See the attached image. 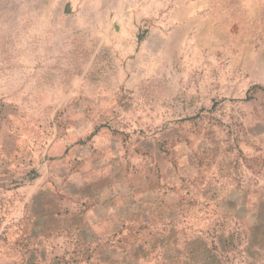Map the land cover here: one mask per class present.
<instances>
[{"label":"rangeland","instance_id":"obj_1","mask_svg":"<svg viewBox=\"0 0 264 264\" xmlns=\"http://www.w3.org/2000/svg\"><path fill=\"white\" fill-rule=\"evenodd\" d=\"M261 141L264 0H0V264H264V182L229 180ZM142 189L177 228L135 221Z\"/></svg>","mask_w":264,"mask_h":264},{"label":"crops","instance_id":"obj_2","mask_svg":"<svg viewBox=\"0 0 264 264\" xmlns=\"http://www.w3.org/2000/svg\"><path fill=\"white\" fill-rule=\"evenodd\" d=\"M126 13L127 14L124 16L123 21L118 23L117 25H115V29L117 31L118 42L120 44H123V46H124V52L129 54V55H135L137 53V50H138V45L142 43L143 35L141 33H143L146 29L150 30L153 27H152L150 21H147V23H146L147 26H144L143 24H141L139 19H137L138 18L137 15H135L133 13L131 14L130 10L126 11ZM167 22H168V19H167ZM187 24H188V22L185 21V17L179 21V25H181L182 28H187ZM168 25L169 24L167 23V27H168ZM169 36L170 35H166L167 41H168V38H170ZM172 41H173V37H172ZM260 144L261 145L258 144L257 146H255L259 149L258 153H255L252 156L253 161H256L257 165L260 166V167H257L259 172H257V174H255L254 176L246 175L244 178H242V176H239L237 173L238 172V170H237L238 162L240 165L241 164L246 165L249 163L248 157H250V156L248 155V153H246L245 157H244V155H238L237 151L230 153L231 154L230 155L231 167L229 170V175H230L229 180H230L231 186H234V188H237L239 186H245L246 187L248 185H245V184L249 183L250 181L261 182V184L259 183V185H256V187L262 186V184L264 182V142L261 141ZM214 155L215 154L212 155L211 152L210 153L209 152H202V153L196 152V153H194V161H191V163L194 165L197 162L198 167L202 169L201 164H203L204 160L206 159V158H204V160H203V157L213 158L211 160V164H212L213 162H215L214 161V159H215ZM215 163H217V162H215ZM175 165L178 166V162H176ZM232 165H233V167H232ZM245 168L247 169L248 172H250V169L247 166ZM201 169L198 170L197 173H195V171L192 172L190 170L189 166L187 167V164H185V177L182 175H180L178 177V180H179V178L183 181L185 180V199H183V200H185V208H187V210L185 211V217H187L189 215V212L192 211V209H189V207L193 208L194 206L200 205L198 198L193 199V200H195V202L191 203L190 199L188 200V198H190V194H188V193L191 192V188L194 189L195 187H201L202 182H204L206 180L202 176V174L204 173V170H201ZM173 170H175V169H173ZM172 175L174 176V174H172ZM215 176L218 177V179H215V180L216 181L219 180V175L215 174L214 177ZM251 178H253V179H251ZM167 181H168V179H167ZM242 182L244 184H241ZM173 184L177 186V182L173 183ZM250 186L253 187L254 185L252 184ZM165 187H169V186H165ZM169 188H170V190L173 189V187H169ZM146 192L147 191H143V189H142V190L137 191V193L136 192L133 193L130 191L127 194V195H131L132 199H133L132 200L130 198L132 200L131 202H129V203H131L130 205H137L138 206V211H135L133 213V217H136L135 221H137V223L141 227L142 226L148 227V226L152 225L153 223L158 224V222L164 221L161 223L162 224L160 226L161 228H163V227L164 228L170 227L171 229L177 228L176 227V220L171 219L170 220L171 224L168 225V222L166 220H164V219L162 220V218H159V219H161V220H159L158 215H161L159 213V210H162V211L166 210L167 212H174L176 210V207L182 206V203H180V201H177L176 203L175 202L170 203L168 197H163V196H161L160 198L155 199V200H153V199L147 200L145 197H142L144 199H141V198H138L135 196L138 194L140 196H144V194H146ZM148 193H150V192H148ZM154 193L155 192H153L151 194H154ZM164 194H162V195H164ZM212 194H214V193H212ZM186 200H188V201H186ZM229 200L231 203L232 199H229ZM233 203H234V206L237 208V206H238L237 198H236V200L233 201ZM246 203H248V202H246ZM124 204H126V205H124ZM201 204L203 205V203H201ZM128 205L129 204H127V202L125 201V203H123L122 207L127 208ZM217 210H218V213L223 212V210H221V208H219V209L217 208ZM150 211H151V213H149L146 216L145 213L150 212ZM197 211H199V208H197ZM223 214H225V213H223ZM223 216H225V215H223ZM219 220H220V217L216 221H219ZM186 225H187V222L185 223V226Z\"/></svg>","mask_w":264,"mask_h":264}]
</instances>
